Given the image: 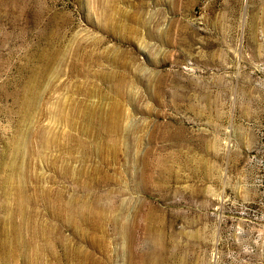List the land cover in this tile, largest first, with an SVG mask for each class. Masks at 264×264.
<instances>
[{
	"label": "rangeland",
	"instance_id": "374dc122",
	"mask_svg": "<svg viewBox=\"0 0 264 264\" xmlns=\"http://www.w3.org/2000/svg\"><path fill=\"white\" fill-rule=\"evenodd\" d=\"M0 264H264V0H0Z\"/></svg>",
	"mask_w": 264,
	"mask_h": 264
},
{
	"label": "bare ground",
	"instance_id": "6f19581e",
	"mask_svg": "<svg viewBox=\"0 0 264 264\" xmlns=\"http://www.w3.org/2000/svg\"><path fill=\"white\" fill-rule=\"evenodd\" d=\"M27 103V102H26ZM32 103V102H31ZM30 103V104H31ZM30 106V105H29ZM29 106H27L28 108H30ZM26 107V108H27ZM28 111H29V109H28ZM28 111H26V112H28ZM28 114V113H27ZM12 179V178H11ZM25 203V202H24ZM73 203V202H72ZM62 204V203H61ZM61 204H60V206H61ZM26 205V204H25ZM55 206V205H54ZM59 206V207H60ZM71 206H72V204H71ZM87 206H88V204H87ZM81 207H82V204H81ZM95 207V206H94ZM93 207V208H94ZM23 208V207H22ZM79 207H77V209H78ZM88 208V207H87ZM91 208V207H90ZM96 208V207H95ZM24 209V208H23ZM25 209H26V207H25ZM56 209V208H55ZM64 209H65V207H64ZM71 209V208H70ZM80 209V208H79ZM85 209V208H84ZM83 208H82V210H84ZM89 209V208H88ZM92 209V208H91ZM97 209V208H96ZM21 210V209H20ZM61 210H62V208H61ZM72 210V209H71ZM23 211V210H22ZM58 211V210H57ZM65 211H67V210H65ZM64 211V212H65ZM69 211V210H68ZM94 211V210H93ZM93 211H92V213H93ZM21 212V211H20ZM60 212V211H59ZM88 212H91V210L90 211H88ZM98 212H99V210H98ZM22 213V212H21ZM24 213H25V211H24ZM67 213H69V215L72 217V219H74V215H78V214H80V216L79 217H83L84 215H85V213L83 212V211H81V212H79V213H76L75 211H71V213H70V211L69 212H67ZM75 213V214H74ZM58 215H59V213H57ZM86 214H87V212H86ZM93 215H95L94 213H93ZM92 215V216H93ZM68 217V216H67ZM99 217V216H98ZM97 217V218H98ZM75 218H76V216H75ZM100 218V217H99ZM80 220H81V218H80ZM86 220V219H85ZM82 221V220H81ZM75 222V221H74ZM88 222V221H87ZM78 223V222H77ZM83 225V224H82ZM18 244V243H17ZM24 244V243H23ZM5 246H7V245H5ZM18 246H20V245H18ZM18 246H14L13 248H15V250H13V249H11V250H6L5 251V258L7 259L6 260V262H8V261H15V258L18 256V255H22V254H24L25 252H23V251H21V250H19V249H16V248H18ZM28 246V245H27ZM4 247V246H3ZM8 248H9V246H7ZM6 247V248H7ZM25 247V246H24ZM20 248V247H19ZM30 249H28L29 251H31L32 249H31V247H29ZM10 249V248H9ZM24 249V248H23ZM38 249H39V247H38ZM40 250H41V248H40ZM4 251V250H3ZM37 252V251H36ZM36 255H38V254H36ZM40 256V255H39ZM37 257V256H36Z\"/></svg>",
	"mask_w": 264,
	"mask_h": 264
}]
</instances>
